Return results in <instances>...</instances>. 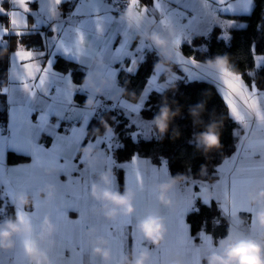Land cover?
Listing matches in <instances>:
<instances>
[{
	"label": "snow or ice",
	"instance_id": "1",
	"mask_svg": "<svg viewBox=\"0 0 264 264\" xmlns=\"http://www.w3.org/2000/svg\"><path fill=\"white\" fill-rule=\"evenodd\" d=\"M3 2H10L12 5L8 10L0 6V15L7 17V25L0 23V49H9L11 70L7 78L9 90L0 91V95H7L12 107L7 125L8 135H3L4 128L0 127V185L4 186L3 195L10 198L13 204L17 192H24L32 197L30 207L15 206V217L21 222L25 218L29 219L34 227L31 238H17L15 251L5 254L8 257L7 264H33L30 260L32 247L37 242L40 222L49 211L56 225V233L51 245H41L47 249L48 255L40 264H102L91 255L88 244L90 237L87 235V230L91 227L96 229L97 235L108 240L112 264H123L125 255L130 252L138 253L145 247L151 251L152 264H163L172 252L181 256L185 264H203L205 256L218 251L216 242L211 235L200 231L197 234L199 243H196V238L190 235L185 215L192 209L195 198L207 192L215 194V200L228 227L257 235L253 219L256 209L249 205L247 194L257 181H264V89L258 87L255 81L246 84L237 73L226 71L220 76L209 73L195 56H185L182 52L183 44L187 42L191 45L194 35L206 36L214 25L220 26L222 15L249 13L253 0H151V4L143 3V0H126V6L137 10L139 27L125 25L112 14L113 11H120L114 7L117 0H112L111 3L107 0H0V5ZM65 3L74 5V10L66 18L57 7ZM32 4H37L38 9H32ZM29 16L34 18L30 29ZM41 24L51 25L53 35L45 37L44 41L51 56L62 52L86 66L87 71L91 67L92 58L98 54L103 56L105 66L102 72L105 77L116 82L113 88L105 90V99H111L112 95L120 91L117 86L119 70L113 65L117 62L123 64L125 58H130V63L121 68L126 73H134L138 61L144 59L145 50H151L150 44L139 39L133 50L132 41L139 33L151 26L155 31L170 35L177 49L173 62L184 66L187 79L211 78L216 81L230 110V116L240 125L241 130L236 132V136L241 139V143L237 146L235 155L223 160L215 170V182H185L171 194L178 201V207L175 210L160 209L167 220L168 235L159 248L148 244L136 232L135 224L149 208L157 206L151 188L153 184L168 178V162L162 160L159 167L152 166L149 171L141 170L137 155H133L127 164L117 163L111 154V150L117 146L113 140L114 135L87 137L86 128L90 118L98 109L107 111L109 106L96 99L97 107L94 112L77 107L73 96L77 90L83 92L86 88L74 84L70 75L61 76L54 72L53 61L45 60L43 51L30 49L23 43ZM117 33H123V36L118 47L113 49ZM41 36L44 34L41 33ZM13 38H16L14 48ZM220 38L229 39L226 33ZM252 51L255 53V45ZM41 63L45 66L41 67ZM255 66L264 69V53L255 55ZM248 75L254 76L255 73L249 72ZM161 78L162 75L158 74L149 78L146 95L139 103L121 99L110 106L112 109H124L130 116L131 123L137 126L138 132L132 133L133 140L138 134L147 138L154 132L151 124L140 117V112L150 92H163ZM177 79L180 77L177 76ZM3 84L4 80L0 79V85ZM34 112H39L35 122L31 119ZM52 116L58 118L57 123L50 122ZM64 119H79L82 123L79 127L73 126L66 130L70 134H60L57 132L59 120ZM42 133L53 137L50 148L37 143ZM86 138L87 144L101 149L108 167L112 170H124V185L137 193L134 216L107 222L96 213L98 205L89 197L88 192L90 184L104 165L88 169L80 156L77 159L79 148ZM245 139L250 142L245 144ZM8 148L31 155V163L6 167L5 152ZM52 165L58 169V173L53 176L44 175L43 170ZM241 167L244 168L243 173L238 171ZM74 173L78 175H73ZM61 174L67 177L66 181L60 180ZM49 183L56 187V199L51 205L45 204L37 196L38 190ZM116 184L115 177L113 186L116 187ZM197 188L198 191L195 190ZM69 211L77 212L78 218H69ZM4 213V207H0V215ZM6 217L8 216L4 215Z\"/></svg>",
	"mask_w": 264,
	"mask_h": 264
},
{
	"label": "clouds",
	"instance_id": "2",
	"mask_svg": "<svg viewBox=\"0 0 264 264\" xmlns=\"http://www.w3.org/2000/svg\"><path fill=\"white\" fill-rule=\"evenodd\" d=\"M118 20L125 25L139 27L138 13L134 7H124L120 11ZM235 21L223 19L220 28L222 29L221 37L226 33L231 37V29L235 25ZM138 39L151 45L159 57L158 61L153 65V73L162 75L163 92L169 90L175 91L177 88L176 74L173 72L172 64L175 59L176 46L172 43L170 35H165L159 31H155L148 26L145 31L138 34ZM228 39V40H229ZM228 40L225 42L227 43ZM6 53V49L0 50V55ZM202 63L204 69L216 76L222 75L224 72H235L230 62L228 54H217L213 57L206 58ZM105 66L103 56L96 55L91 60V67L83 78L82 87L88 92L84 101L83 109L95 111L96 97L104 94L106 89H111L115 85V81L104 76L102 69ZM127 83V82H126ZM8 85L0 86V91L7 92ZM128 93L126 87H120V91L112 97L113 101L119 100ZM135 98V103H139L141 98L145 97V92H141L139 97L135 92L128 93ZM206 100H201L194 105L188 107V115L191 118L194 128H200L199 131L193 133L190 144H194L197 151L201 152L205 159H210V154L221 151L223 145L221 143L222 129L224 127V117H217L215 112L209 116V120H203V114L206 111ZM182 115V106L177 101H169L166 95L162 96L159 111L148 121L158 140L163 141L167 136L169 139L175 140L181 136L178 127H173V121ZM115 120V117H112ZM100 125L104 129L101 134L100 128H93L92 133L98 136L114 135V128L104 118L100 119ZM236 136V131L233 130ZM250 141H247L249 143ZM79 156L88 169H95L100 165H104L102 171H99L95 180L89 186V197L96 202L98 207L96 213L107 221H116L120 217H131L136 214L135 201L137 193L134 189L129 188L126 184L121 192L118 185L114 187L115 174L113 170L106 165L101 150L91 144L83 145L79 148ZM243 173L244 168L238 169ZM44 175L53 176L58 173V169L52 165L46 167ZM200 175H207V165H201ZM192 177L178 173L172 176L170 173L168 178L161 183L152 185L151 190L155 194L156 207L149 208L146 213L141 216L136 224L135 230L145 241L152 247L159 248L165 243L168 235V226L166 218L161 214V208L175 210L178 207V201L171 195L180 185L185 182H191ZM37 196L45 204L51 205L56 199V187L53 184H44L37 192ZM201 200L204 204L210 206L211 201L215 199L212 192L202 195ZM247 200L250 206L255 208L253 219L256 224L257 235L245 233L239 230H233L228 227L227 233L222 238L217 239L216 248L218 251L209 253L203 258V264H264V181H257L247 194ZM32 197L24 192L15 194L14 206L19 205L28 208L32 205ZM190 228V225H189ZM203 231V230H201ZM34 233V227L31 221L25 218L22 222L17 217L8 216L0 220V253L9 254L16 249L17 238H31ZM56 233V225L53 223L51 211L47 212L39 225V232L36 235V243L32 247L30 260L33 264L47 259V249L41 247L42 244L51 245L53 237ZM90 237L88 244L91 249V255L98 258L102 264H112V251L109 242L103 236L96 234V229L91 227L87 230ZM123 264H152V255L149 248L145 247L138 253L130 252L123 258ZM163 264H185L184 259L177 253L172 252Z\"/></svg>",
	"mask_w": 264,
	"mask_h": 264
},
{
	"label": "trees",
	"instance_id": "3",
	"mask_svg": "<svg viewBox=\"0 0 264 264\" xmlns=\"http://www.w3.org/2000/svg\"><path fill=\"white\" fill-rule=\"evenodd\" d=\"M235 19L244 23V26L231 29V37L227 43L225 42L226 40L220 38L221 31L214 29L208 36L194 37L191 45L187 42L184 43L182 52L185 56H195L199 62H203L206 58L217 54H228L235 72L243 77L246 84H251L255 81L258 87L264 89V69H258L255 66V55L264 53V0H253V8L250 14L238 16ZM0 23L7 25L6 16L0 15ZM23 43L30 49H40L42 47V37L39 32H34L26 37ZM15 44L16 38H13V48ZM253 45H255V53L252 51ZM4 49H6V53L0 55V79L4 80L3 85L6 82L9 56L8 48L0 50ZM158 59V55L154 53H145L144 59L138 64L134 73L130 74L124 71L118 73V85L126 87L128 93L135 92L136 96L139 97L151 77L153 65ZM53 67L58 72L71 71L73 81L76 84H79L82 80V73L72 63L62 58H57ZM172 69L175 73L182 76L180 70L173 65ZM249 72L255 73V75L249 76ZM128 93L123 96L124 99L135 103V98ZM164 95L168 97L169 101L175 100L182 106V115L177 117L172 125L173 127H178L181 132V136L178 139L172 140L166 136L163 141L158 140L157 137L133 140L132 133L135 131V127L130 125L126 117L114 111L105 112L98 118L92 119L88 125V135L98 136L92 133L93 128H100L101 134L103 133L104 129L100 125V119L104 118L114 128V133L119 143V147L112 152L117 163H124L130 160L133 155L149 159L153 164H160L162 160H166L169 173L172 176L181 173L191 176L192 180L213 181L217 166L234 151L236 144V137L233 135L236 124L228 114L224 99L211 82L203 80L188 81L184 77L177 81L175 91L152 93L140 112L142 119L150 121L153 118L159 111L162 96ZM75 99L77 103L82 104L85 97L84 95H76ZM201 100L207 101L206 111L203 114L205 122L209 120L212 112H215L217 117H224V127L221 135L223 148L221 151L211 153V158L207 160L201 152L195 149L194 144L189 143L193 133L199 131L200 128L193 127L191 118L188 115V107ZM112 117H115V120ZM5 119V96L0 95V127L5 123ZM22 160V157L13 153H9L7 156V162L10 164H15ZM201 165H207V175L199 174ZM116 170L117 173L121 171L118 168ZM1 203L2 200L0 198V205H2ZM186 221L190 225L192 234L195 235L203 230L206 234L211 235L214 241L225 236L228 229V222L222 216L220 209L215 203L210 206L196 204L195 209L187 213Z\"/></svg>",
	"mask_w": 264,
	"mask_h": 264
},
{
	"label": "crops",
	"instance_id": "4",
	"mask_svg": "<svg viewBox=\"0 0 264 264\" xmlns=\"http://www.w3.org/2000/svg\"><path fill=\"white\" fill-rule=\"evenodd\" d=\"M77 2H78V0H77ZM107 2H108V3H111L112 1H111V0H107ZM143 3L151 4V0H143ZM0 6H3L6 10L12 8V5L10 4V2H3L2 5H0ZM30 7H31L32 9H34V10L38 9V5H37V4H32V5H30ZM57 7H58V11L61 12V14H62V16H63L64 18H66V17L69 15L70 11L74 10V5H71V6H70V5L67 4V3H65V4H61V5L57 6ZM252 8H253V7H252ZM251 11H252V10H251ZM251 11H250V12H251ZM250 12H249V13H235V14H228V15H226V16H225V15H222V16H221V19H222V20H223V19H229V20H234V21H236V24L234 25V27H233L232 29L242 28L240 25H243V26H244V23L238 21V20L235 19V18L238 17V16H245V15H248V14H250ZM112 14H113L115 17H117V18H118V16H119L118 14H116L115 11H113ZM6 18H7V17H6ZM41 18L44 19V17H41ZM33 22H34V18H33L32 16H29V29L31 28V24H32ZM214 29H218V30H220V31L222 32V29L220 28V26H218V25H214V26L212 27L211 31H210L206 36H208V35H209ZM35 32H39L40 35H41V33L44 34V36H41V37H42V47H41L40 49H37V50H39V51H43V52L45 53V57H44L45 60H46V59H51V60L53 61V63H52V69H53V71L56 72L57 74L61 75V76H69V75H70L71 80H72V82L74 83V81H73V76H72L71 71L58 72V71H56V70L54 69V67H53L55 60H56L57 58H62V59H64L65 61L72 63V64L77 68V70H78L79 72L82 73V80H81V82H80L79 84L74 83V84H76V85H81V84H82V81H83V78H84V76L86 75V72H87V68H86V66L81 65V64H79L77 61H75L74 59H71V58L65 56L62 52H56V54H55L54 56H51V55L49 54V51L45 48V46H44L45 37H51V36L53 35V33L51 32V25H50V24H41V25L39 26V28H38ZM122 36H123V33H121V34L117 33L116 38H115V41H114V43H113V45H112L113 49H115L116 47H118V45H119V43H120V41H121V39H122ZM194 37H204V35H194V36L192 37V39H193ZM136 40H138V37H136V38L132 41V42H133V45H132L133 50H134L135 45H136V43H137ZM185 43H186V42H185ZM149 52L154 53V54L157 55V53H156V51H155L154 49H151V50H147V49H146V50H145V53H149ZM145 53H144V55H145ZM8 57H9V56H8ZM42 59H43V58H42ZM140 62H141V61H138V64H139ZM198 62H199V61H198ZM129 63H130V58H125L124 61H123V64H121L120 62H117V63H115V64L113 65V67H114L115 69H118V70H119L118 73H119L120 71H124L122 68H123V67H126ZM138 64H137V66H138ZM172 65H173L174 67H176L178 70H181V68L183 67V66H181V65H177V64H175L174 62H173ZM43 66H45L44 63H41V67H43ZM137 66H135L134 72L136 71ZM121 67H122V68H121ZM10 70H11V63H10V61H9V59H8V61H7V69H6V82H5V85H8L7 78H8V76L10 75ZM124 72H125V71H124ZM173 72H174V71H173ZM180 72L182 73V76L179 75V74H177V73H175V72H174V73L176 74V76L180 77V79H183V78L185 77V76H184V73H183L182 71H180ZM130 74H132V73H130ZM153 74H155V73H152V75H153ZM152 75H151V76H152ZM193 80H194V81H199V80H196V79H193ZM148 81H149V80H148ZM163 81H164V77L162 76V78H161V82L163 83ZM209 82H210V81H209ZM212 84H213V85L216 87V89H217V86L214 84V82H213ZM117 86L120 87V86L118 85V74H117ZM147 87H148V82L146 83V85H145V87H144V89H143V92H145V90L147 89ZM217 90H218V89H217ZM52 91L54 92V88L52 89ZM154 92H156V91H152V92H150L149 95H148V98H149V96H150L152 93H154ZM218 92H219V90H218ZM219 94H220V93H219ZM76 95H84V97H85V99H86V98H87V95H88V92H87V91H83V92H81V91L77 90L76 93H75L74 96H73V100H74L76 106L79 107V108H83V106H84V102H83L82 104L77 103V101H76V99H75ZM4 96H5L6 119H5V123L2 125V127L4 128V132H3L2 134H3V135H8L7 125H8L9 120H10V114H11V107H12V106H11L10 103H9V100H8L7 95H4ZM112 97H113V95L111 96V99H105V97H104L103 95H101V96H97V97H96V99H100L105 105H108V106H109V109H108L107 111H105V110H103V109H98V110H97V113L94 114L92 118H90L89 123H90V121H91L92 119H94V118H95V119L98 118L101 114H103V113H105V112L114 111V112H118V113L122 114L124 117H126V118L128 119V121H129L130 125L134 126V127H135V131H137V130H138L137 126H136L135 124H132V123H131V118H130V116L128 115V113L125 112L124 109L119 108V107H117V108H115V109L110 108V106H111L112 104H115V103H117L119 100L124 99V97L122 96L119 100H117V101H115V102L113 101ZM148 98L146 99L145 104H146ZM222 98H223V97H222ZM85 99H84V101H85ZM225 103H226V102H225ZM226 105H227V104H226ZM227 108H228V107H227ZM142 109H143V108H142ZM142 109H141V110H142ZM228 114H229V116H230V110H229V109H228ZM38 115H39V112H34V113L32 114L31 119H32L33 122L36 121ZM66 115H68V114L66 113ZM253 115H254V114H253ZM140 117H141V116H140ZM230 117H231V116H230ZM132 118H134V114H132ZM231 119H232V120L234 121V123L236 124V127H235L234 130H235L236 132H237V131H240V130H241V127H240V125L238 124V122H236L232 117H231ZM57 121H58V118H57V117H55V116L50 117V122H51V123L55 124V123H57ZM145 121H146V120H145ZM81 123H82V121H80L79 119H75V120H68V119L59 120L60 127L57 129V132L60 133V134H65V135L70 134V133H69L68 131H66V130H70L73 126L79 127V126L81 125ZM89 123H88V125H89ZM88 125H87V128H86V135H87V137H89V138L98 137V136H89V135H88ZM135 131H134V132H135ZM244 131H246V130H244ZM134 132H133V133H134ZM102 134H103V133H102ZM258 136H259V134L257 133V138H258ZM154 137H156V135H155V133L153 132V134L151 135L150 138H154ZM235 137H236V144H235V149H234V151H233L228 157L224 158L223 160L230 158L232 155H235V151H236V149H237V146L241 143V139L238 138L237 136H235ZM150 138H148V139H150ZM113 140H114V143H115L117 146L114 147V148L111 150V154H112V152H113L114 149H116V148L119 147V143H118V141H117V139H116L115 133H114ZM247 141H248V140L245 139L243 142L246 144ZM87 142H88V139L86 138V139L83 141L82 146H83V145H86ZM37 143L42 144L45 148H50L51 145H52V143H53V137L50 136V135H48L47 133H42V134H41V137H40V139L37 141ZM99 150H101V149H99ZM9 153L16 154V155L22 157L23 160H22V161H19V162H17V163H15V164H10V163L7 162V156H8ZM137 156H138V155H137ZM112 157H113V154H112ZM138 157H139V167H140L141 170H143V171H149L150 168H151L152 166H157V167H159V166L161 165V163H160V164H153L149 159L142 158V157H140V156H138ZM78 158H79V153H78V157H77V159H78ZM131 158H132V157H131ZM113 159H114V157H113ZM31 160H32L31 155L24 154V153H21V152H17L16 150L11 149V148L6 149V152H5V165H6V167H8V168L15 167V166H23V165L29 164V163H31ZM130 160H131V159H130ZM130 160H128V161H126V162H124V163L127 164V163L130 162ZM223 160H222V161H223ZM105 161H106V165H107V160H105ZM222 161H221V163H222ZM221 163L217 166V168L221 165ZM80 167L82 168L83 165H80ZM116 169H117V168H113V172H114V174H115L116 182H117V185H118V187H119V190L122 192L123 189H124V176H125L126 174L124 173V170H123V169H121L120 173H117V170H116ZM73 175H78V173H74ZM66 179H67L66 176H64L63 174L60 175V180H61V181H66ZM191 181H193V180H191ZM201 181H204V180H195V182H196L197 184H199ZM204 182H207V183H214V182H215V179H214L213 181H204ZM195 190L198 191V188L195 189ZM3 191H4V186L0 185V198H1V200H2V203H1V204H2L3 206H8V207H9V211H10V216H13V217H14V216H15V206H14V204L11 202L10 198L5 197V196L3 195ZM212 193H213V192H212ZM213 194H214V193H213ZM214 196H215V194H214ZM212 203H215V204L218 206V208L220 209V207H219V205H218V203H217V201H216L215 199H213V200L211 201V204H212ZM196 204H202V205L208 206V205H206V204H204V203L202 202V200H201L200 197H197V198H195V200H194V203H193V206H192V209H191V210L195 209ZM211 204H210V205H211ZM191 210H190V211H191ZM190 211H189V212H190ZM220 212H221V214H222V210H221V209H220ZM187 213H188V212H187ZM187 213H186V215H187ZM68 215H69V218H71V219H76V218H78V213L75 212V211H69V212H68ZM186 215H185V222L187 223V221H186ZM222 216H223V214H222ZM223 217H224V216H223ZM224 218H225V217H224ZM103 220H104V221H107V220H105V219H103ZM107 222H111V221H107ZM187 224H188V223H187ZM198 233H199V232H198ZM198 233H197V234H198ZM197 234L194 235V234H192L191 231H190V235L193 236L194 238H196V239H195V242H196V243H199V238H198V235H197ZM214 242H217V240L214 241ZM7 261H8V257H7L4 253H0V262H3V264H7Z\"/></svg>",
	"mask_w": 264,
	"mask_h": 264
},
{
	"label": "built area",
	"instance_id": "5",
	"mask_svg": "<svg viewBox=\"0 0 264 264\" xmlns=\"http://www.w3.org/2000/svg\"><path fill=\"white\" fill-rule=\"evenodd\" d=\"M114 7H117V8H119L120 11H122L123 8L126 7V0H117V3ZM120 11H115V12H116V14L119 15ZM0 207H4V209H5L4 215L10 216V211H9V208L7 206L0 205ZM4 215H0V220L4 219Z\"/></svg>",
	"mask_w": 264,
	"mask_h": 264
},
{
	"label": "rangeland",
	"instance_id": "6",
	"mask_svg": "<svg viewBox=\"0 0 264 264\" xmlns=\"http://www.w3.org/2000/svg\"><path fill=\"white\" fill-rule=\"evenodd\" d=\"M180 71H182L183 73H184V76H187V73L186 72H184V66L181 68V70ZM186 78V77H185ZM187 79V78H186ZM188 81H193V79L192 80H190V79H187ZM203 81H207V82H211V83H213L214 82V84L217 86V82L216 81H214V80H212L211 78H208L207 80H203ZM218 89V88H217ZM218 91V90H217ZM220 93V92H219ZM220 95L222 96V94L220 93ZM223 97V96H222ZM135 132H138V130L137 131H135ZM151 137V135L149 136V137H147V138H145L142 134H138L137 135V138L135 139V140H139V139H148V138H150Z\"/></svg>",
	"mask_w": 264,
	"mask_h": 264
}]
</instances>
